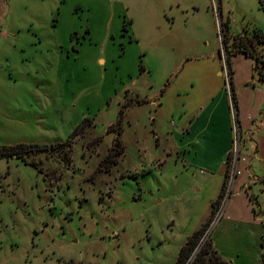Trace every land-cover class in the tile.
<instances>
[{
  "label": "rangeland",
  "instance_id": "1",
  "mask_svg": "<svg viewBox=\"0 0 264 264\" xmlns=\"http://www.w3.org/2000/svg\"><path fill=\"white\" fill-rule=\"evenodd\" d=\"M221 23L232 36L264 31V0H0V89H16L0 95V147L47 145L0 157V264L176 263L229 176L221 150L185 145L182 125L225 86ZM257 51L264 62V42ZM230 61L241 163L199 249L212 241L224 259L259 264L264 127L251 117L264 116V68Z\"/></svg>",
  "mask_w": 264,
  "mask_h": 264
},
{
  "label": "crops",
  "instance_id": "2",
  "mask_svg": "<svg viewBox=\"0 0 264 264\" xmlns=\"http://www.w3.org/2000/svg\"><path fill=\"white\" fill-rule=\"evenodd\" d=\"M34 33L36 35L39 34V32H34ZM19 38H22V35H20V34L18 35L17 41L19 40ZM38 38H39V36H38ZM35 42H36V40L31 41L32 44H34ZM20 44H21V42H20ZM235 74L236 73H234V71L232 70V81H231L232 82V90L233 89L236 90V85L234 86V76H235ZM202 75H203V73L201 75L197 73L196 75L193 76L192 81H194V87H195L196 84H198L197 82H199L200 85H202V84L205 85V83H207V81L203 79ZM218 75H220V71H219ZM150 86H151L152 89L154 88L153 83ZM225 86H226V84H225ZM225 86H223L222 89L219 90V92H218L219 95L218 96L212 97L209 100H207L205 102H202V103H206L208 105L204 109L203 108H199V111H200V115L199 116H193V117H191L189 119V121H186V120L182 119V125L184 126L183 131H184L185 139H186V135L190 134V139H188V141L185 143V145L192 146V147L193 146H197L198 143L200 142V139L203 137L208 142L209 147H211L212 149L213 148H215V149L219 148L221 150L220 163L222 164V166L220 167V170L222 169V167L225 164H227V162H228V153L231 151V129H230L231 128V121H230L231 119L229 117V111H228V109H229V99H228V96L225 93V90L227 89ZM224 88H226V89H224ZM13 92H16V89L5 88V87H2V89H0V95H6V94L12 95ZM220 94H222V95H220ZM158 97H161V96H158ZM131 98L134 99V97H131ZM155 99L156 98H151V99L148 100V103L150 105H153V107L158 105V103L155 101ZM161 99H162L161 103H163L164 97H162ZM150 101H152V102H150ZM218 103H219V105H218ZM230 103H231V98H230ZM221 104H224V105L220 106ZM236 105H237V108L239 110V115H240L241 114L240 109L242 110V107H241L242 101L237 97V95H236ZM218 107L221 108L222 116H220L216 112ZM224 108H225V115H224V113L222 111ZM226 110H227V113H226ZM181 115H183V114H181ZM203 121H207L206 124H204ZM242 121H243V119L240 120V122H242ZM251 121H253L255 123L256 122H260V126L257 124L258 126H257V128L255 130L256 132H260L261 131L260 127H264V116L261 119L258 116V113H256V115L251 117ZM112 123L113 122H110L107 125V127L112 125ZM242 123L246 127V129L249 128V130H250L251 123H248V124H244V122H242ZM201 124H203V125H201ZM246 140H248V139H246ZM246 146H248V141H246ZM253 151H254L255 156L257 157L258 148H255V149L253 148ZM240 163H241V157H240V159L238 161V167H239ZM249 167H250V164H249ZM228 170H229V167L227 166L226 172L224 174H219V175H225L228 172ZM235 179H238V176ZM251 179H252L251 173L249 174V172H247V171H246L245 174L242 173L241 182L240 183H242L243 189H248V190H250V189L252 190L253 189V186H252L253 182L251 183V181H252ZM263 180H264V178H263ZM225 181H226V184H227V178L226 177L220 183L221 186L219 188L220 191L218 192L219 193L218 197H219V195H220V193H221V191L223 189V185H224ZM243 189H242V191H243ZM252 196H254L253 193H252ZM216 199H214L212 202H214ZM212 202H211V205H212ZM210 213H211V209H210ZM225 260H227V259H225ZM227 261H230L231 264H237L236 260H235V262H233L232 260H227Z\"/></svg>",
  "mask_w": 264,
  "mask_h": 264
},
{
  "label": "trees",
  "instance_id": "3",
  "mask_svg": "<svg viewBox=\"0 0 264 264\" xmlns=\"http://www.w3.org/2000/svg\"><path fill=\"white\" fill-rule=\"evenodd\" d=\"M223 34V41L228 46L229 42L232 40V47L231 50H229V56L227 58V63L230 66L231 69V61L230 57L232 55L243 53L248 57H252L255 60V67L259 69V64H262V67L264 68V62H262V56L257 51V43L264 42V31L261 29H256L254 31V34L244 35V36H232L230 34V28L228 23H221L220 33ZM262 74V78L264 79V73L260 72ZM231 76H232V70H231ZM232 81V79H231ZM232 87V82H231ZM233 100L236 104V97L235 94H233ZM77 131V130H75ZM75 131L72 133V136H77L78 133H75ZM71 136V137H72ZM47 145H41V144H24L20 143L17 145H7L0 147V157L4 156H16L18 158H24L26 154H32L39 151L46 150ZM226 186V181L223 185V189L219 195V197L212 202L211 205V216L209 219L192 235L189 236V238L186 240V242L183 244V246L180 249V253L178 255V258L176 260L175 264H231L230 261L225 260L217 251V249L214 248L212 241L206 242L200 249V241L205 234L206 230L208 229L210 223L212 222L213 215L215 214L217 206L220 204L221 199L224 196V189ZM262 255L260 258L259 264H264V231L262 234Z\"/></svg>",
  "mask_w": 264,
  "mask_h": 264
},
{
  "label": "built area",
  "instance_id": "4",
  "mask_svg": "<svg viewBox=\"0 0 264 264\" xmlns=\"http://www.w3.org/2000/svg\"><path fill=\"white\" fill-rule=\"evenodd\" d=\"M224 65L222 67V71H220V75H223L226 79V86H230L231 87V79H232V76H231V69H230V66L229 64L227 63V60L224 56ZM233 99V98H232ZM234 102V100H233ZM155 105V104H154ZM233 108H235V103H233ZM235 110V109H234ZM238 133H239V130L237 128V138H238ZM233 153L234 154V158L231 162V164L228 166L229 167V176H228V180H227V185L225 187V190L226 192H224L225 194V198L231 194V189H232V184L233 181L235 180V178L237 177L238 173H239V169H238V161L240 159V141L238 140V142L236 143V145L234 146L233 148V151L231 150L229 153H228V160L230 159V154ZM231 182V183H230ZM231 187V189H229Z\"/></svg>",
  "mask_w": 264,
  "mask_h": 264
},
{
  "label": "water",
  "instance_id": "5",
  "mask_svg": "<svg viewBox=\"0 0 264 264\" xmlns=\"http://www.w3.org/2000/svg\"><path fill=\"white\" fill-rule=\"evenodd\" d=\"M227 170V165L225 164L222 169L219 171V174H224Z\"/></svg>",
  "mask_w": 264,
  "mask_h": 264
}]
</instances>
